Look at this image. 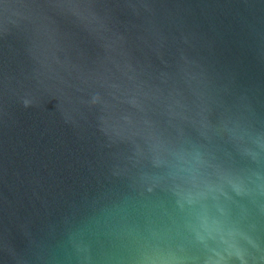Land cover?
<instances>
[{"label": "water", "instance_id": "1", "mask_svg": "<svg viewBox=\"0 0 264 264\" xmlns=\"http://www.w3.org/2000/svg\"><path fill=\"white\" fill-rule=\"evenodd\" d=\"M0 264H264V0H0Z\"/></svg>", "mask_w": 264, "mask_h": 264}]
</instances>
